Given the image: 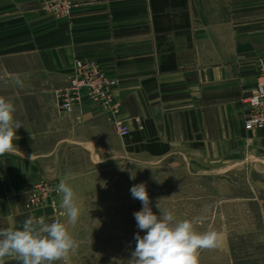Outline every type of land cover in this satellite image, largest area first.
Here are the masks:
<instances>
[{"label":"crops","instance_id":"obj_1","mask_svg":"<svg viewBox=\"0 0 264 264\" xmlns=\"http://www.w3.org/2000/svg\"><path fill=\"white\" fill-rule=\"evenodd\" d=\"M50 2L67 3V12L44 0H0V96L23 125L17 151L0 156V228H21L32 215L29 184L73 178L59 171L73 148L97 161L120 152L223 165L264 160V127L244 128L241 101L264 58V0ZM85 58L117 79L116 116L126 136L88 99L72 113L58 110L56 90ZM37 213L55 218L49 199ZM223 249L232 261L229 241Z\"/></svg>","mask_w":264,"mask_h":264},{"label":"rangeland","instance_id":"obj_2","mask_svg":"<svg viewBox=\"0 0 264 264\" xmlns=\"http://www.w3.org/2000/svg\"><path fill=\"white\" fill-rule=\"evenodd\" d=\"M65 155L67 165L59 171L73 176L66 182L81 209L78 222L67 225L79 243L67 264H129L134 235L140 231L133 213L142 208L130 188L141 182L157 215L161 199V208L173 211L178 220L199 219L198 232L214 229L222 235L218 248L200 250L199 264H264V160L223 165L177 153L141 158L120 152L97 164L79 148ZM60 181L44 179L26 187L25 208L32 217H44L37 212L49 199L55 215L49 223H67L56 191ZM225 241L231 245L232 261L223 249Z\"/></svg>","mask_w":264,"mask_h":264},{"label":"clouds","instance_id":"obj_3","mask_svg":"<svg viewBox=\"0 0 264 264\" xmlns=\"http://www.w3.org/2000/svg\"><path fill=\"white\" fill-rule=\"evenodd\" d=\"M15 111L13 102L0 96V156L17 151L13 141L19 138L16 130L23 125L14 119ZM130 178L135 179V174L131 173ZM66 181L67 178L61 179L56 191L62 196L60 206L65 210L67 223H49L44 217L29 216L21 228H0V264H4L6 257L14 258L18 264H67L70 254L79 247L67 225L78 222L81 209L76 193ZM130 192L142 204L133 216L137 228L145 234L141 236L138 231L134 235L136 245L129 264H199L200 250L221 245L222 235L218 231L198 232L195 225L199 219L178 220L173 211L161 208V199L156 203L160 215L154 213L145 183L134 184Z\"/></svg>","mask_w":264,"mask_h":264},{"label":"built area","instance_id":"obj_4","mask_svg":"<svg viewBox=\"0 0 264 264\" xmlns=\"http://www.w3.org/2000/svg\"><path fill=\"white\" fill-rule=\"evenodd\" d=\"M54 2V1H53ZM46 0V7L58 12L66 13L67 3H53ZM117 79L107 74L105 68L93 59H77L73 73L68 83L56 90L58 110L63 113H72L80 104L88 99L96 105L104 107L120 136H126L129 130L122 120L117 118L119 104L114 99L113 91ZM242 103L248 110L244 120V128L251 130L264 127V58L257 61L256 83L251 92L242 97Z\"/></svg>","mask_w":264,"mask_h":264}]
</instances>
